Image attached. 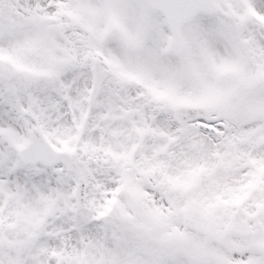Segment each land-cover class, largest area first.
Listing matches in <instances>:
<instances>
[{
  "label": "snow or ice",
  "instance_id": "1",
  "mask_svg": "<svg viewBox=\"0 0 264 264\" xmlns=\"http://www.w3.org/2000/svg\"><path fill=\"white\" fill-rule=\"evenodd\" d=\"M0 264H264V0H0Z\"/></svg>",
  "mask_w": 264,
  "mask_h": 264
}]
</instances>
